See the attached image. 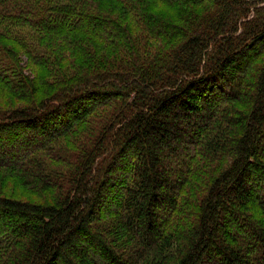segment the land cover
Returning <instances> with one entry per match:
<instances>
[{
	"label": "trees",
	"instance_id": "1",
	"mask_svg": "<svg viewBox=\"0 0 264 264\" xmlns=\"http://www.w3.org/2000/svg\"><path fill=\"white\" fill-rule=\"evenodd\" d=\"M263 57L264 0H0V264H264Z\"/></svg>",
	"mask_w": 264,
	"mask_h": 264
},
{
	"label": "rangeland",
	"instance_id": "2",
	"mask_svg": "<svg viewBox=\"0 0 264 264\" xmlns=\"http://www.w3.org/2000/svg\"><path fill=\"white\" fill-rule=\"evenodd\" d=\"M29 31L26 30V29H22L19 31V34H20V37L21 38H25L26 37V34H28ZM264 59V57L262 58ZM262 59L258 62L259 65L262 64ZM1 176V174H0ZM11 187L9 189H6V187L3 185L0 186V194L1 195H5V196H9V197H16V198H19L21 197V193L20 191H13V184L10 185ZM25 197H27V193H25Z\"/></svg>",
	"mask_w": 264,
	"mask_h": 264
}]
</instances>
